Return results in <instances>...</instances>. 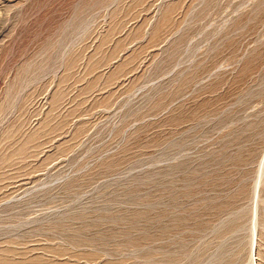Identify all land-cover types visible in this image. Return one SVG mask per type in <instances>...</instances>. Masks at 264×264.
<instances>
[{"label":"rangeland","instance_id":"374dc122","mask_svg":"<svg viewBox=\"0 0 264 264\" xmlns=\"http://www.w3.org/2000/svg\"><path fill=\"white\" fill-rule=\"evenodd\" d=\"M1 8L0 264H264V0Z\"/></svg>","mask_w":264,"mask_h":264},{"label":"bare ground","instance_id":"6f19581e","mask_svg":"<svg viewBox=\"0 0 264 264\" xmlns=\"http://www.w3.org/2000/svg\"><path fill=\"white\" fill-rule=\"evenodd\" d=\"M4 1H5V0H0V10L2 9V8H1V4H3ZM7 2H9V1H7Z\"/></svg>","mask_w":264,"mask_h":264}]
</instances>
